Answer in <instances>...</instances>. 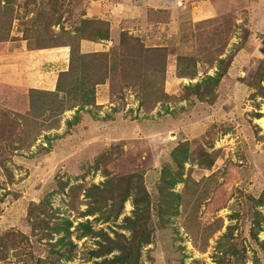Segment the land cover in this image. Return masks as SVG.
I'll list each match as a JSON object with an SVG mask.
<instances>
[{
  "label": "rangeland",
  "instance_id": "1",
  "mask_svg": "<svg viewBox=\"0 0 264 264\" xmlns=\"http://www.w3.org/2000/svg\"><path fill=\"white\" fill-rule=\"evenodd\" d=\"M169 1L0 0V264H264V0ZM65 43L69 73L4 80Z\"/></svg>",
  "mask_w": 264,
  "mask_h": 264
},
{
  "label": "crops",
  "instance_id": "2",
  "mask_svg": "<svg viewBox=\"0 0 264 264\" xmlns=\"http://www.w3.org/2000/svg\"><path fill=\"white\" fill-rule=\"evenodd\" d=\"M185 1L188 2L190 5L192 4V2H189V0H181L182 3H184ZM163 2L168 4L167 6L170 7L169 6L170 5L169 0H163ZM178 5L179 4L177 2L172 7L175 8L177 11H179L178 13L180 16L185 15V13H186L185 11H187L188 18H189V14H190V17L192 18V20L193 19L200 20L203 18H209L210 16H208V17L205 16V14H207V13H215L214 15H211L213 17L218 16V14H220V11H217L218 9H215L216 5H212V2H211V4L207 3L209 11H206L204 9L205 7H207V5H203V7L201 8L202 9L201 14H199V12H200L199 10H195L193 8H190V7L186 8L187 5H185L186 7L182 6L180 9H178L176 7ZM181 5L182 4H180V6ZM214 9L216 11H214ZM90 14H91L90 12L85 11L83 14L84 18H90ZM109 38L110 37L102 38V39H105L106 41H108ZM84 45H85V43H84ZM161 46L159 45V47H161ZM68 47H70L69 44L65 43V44H56L53 46L37 47V48H34L35 50H30V51H24V52L21 51V53H19L15 57V60H14L15 63L13 62L14 65L11 64V65H8L7 67H4V72L2 74L5 78L4 77H1V78H4V80H9L10 84L8 83V85H11V86L17 85V84H15V82H20V83H22L23 86H25L28 82L29 83L31 82L34 84L35 82L29 81V78H31V77L39 78L38 74L42 75L40 73H38V74L36 73V71L34 70L35 69L34 66H35V64H39L38 63L39 61H45V60H47V61L51 60L48 62V66L50 67L51 70H52L51 67H53V68L57 67L58 68V71L55 72L56 74L59 71L67 70V63H65L66 59L64 56V51L67 52ZM84 48H88V47H84ZM60 54H61V56H60ZM28 67L31 69H27ZM31 70H32V72H31ZM43 72H44V75H43L44 77H42V82H40L38 84L44 83V86H46L45 83H47L49 85L50 89L53 88L52 85L50 84V77L48 75V74H50V72L52 73L53 71L48 72L46 70H43ZM32 74H34L35 76H32ZM45 75H48V76L45 77ZM37 82H39V79H37Z\"/></svg>",
  "mask_w": 264,
  "mask_h": 264
},
{
  "label": "trees",
  "instance_id": "3",
  "mask_svg": "<svg viewBox=\"0 0 264 264\" xmlns=\"http://www.w3.org/2000/svg\"><path fill=\"white\" fill-rule=\"evenodd\" d=\"M84 20V22H86L88 19H83ZM82 20V21H83ZM82 28V27H81ZM77 31H80V30H82V29H80V28H77L76 29ZM100 36H103L102 38H108L109 37V31L108 32H101L100 34H99ZM65 72V74H67V73H69V70H67V71H64ZM217 74H219V76L221 77L222 75H223V71H219ZM215 78V76H212V75H209L208 76V79L209 80H213ZM84 94H86V93H84ZM87 95V94H86ZM88 96V95H87ZM91 100L89 99V97H88V99H87V101H86V103H89V104H91V102H90ZM81 106L82 105H80L79 107H78V109L77 110H79L80 111V108H81ZM260 113H258L257 115H259ZM260 116V115H259ZM75 121H78V117H76L75 119H74V121L73 122H75ZM188 152H189V147L186 145L183 149H181V148H175L174 149V151H173V157H174V159L177 161V164L180 166V168H183L184 167V163L185 162H187V160H188ZM179 179H180V177L179 176H174L173 174H168V176H166L165 178H164V183H165V185L169 188H173L174 187V185L177 183V182H179ZM137 191H141V192H147L146 191V189H145V185H144V182H141V184L137 187ZM130 194L128 193V196H129ZM128 196H125L123 199H124V201L128 198ZM133 203H134V205H136L135 206V209H134V211L137 213V214H139L138 212H139V210H140V208L138 207V198L137 197H135L134 198V200H133ZM88 211L89 212H92L91 211V209H88ZM127 219H131V217H127ZM71 226H72V221L70 220V219H63L62 221H60L59 223H57L56 224V229L55 230H57V231H60V232H64L65 234H64V236H62L60 239H59V242L61 243V245H65L66 243H68V242H71L68 238H69V236L71 235ZM81 226H84V228H85V230H84V233H79L80 235L81 234H94V230L90 227V224H83V222H81ZM136 233H137V231H136ZM138 234V233H137ZM146 235V234H145ZM140 240H143V242H147V237H145L144 236V238L141 236V239ZM131 246H127V245H121V248H123L122 249V251H121V253L120 254H118V255H116L112 260V262H114V263H118V264H124V262H125V258H128V257H130V256H133V255H131V251L132 250H138L139 249V245H134V247H132V248H130ZM129 249V250H128ZM126 250V251H125Z\"/></svg>",
  "mask_w": 264,
  "mask_h": 264
}]
</instances>
